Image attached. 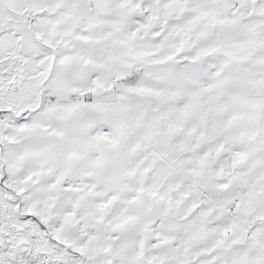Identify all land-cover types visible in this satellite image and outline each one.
<instances>
[{
  "label": "snow or ice",
  "instance_id": "1",
  "mask_svg": "<svg viewBox=\"0 0 264 264\" xmlns=\"http://www.w3.org/2000/svg\"><path fill=\"white\" fill-rule=\"evenodd\" d=\"M0 264H264V0H0Z\"/></svg>",
  "mask_w": 264,
  "mask_h": 264
}]
</instances>
